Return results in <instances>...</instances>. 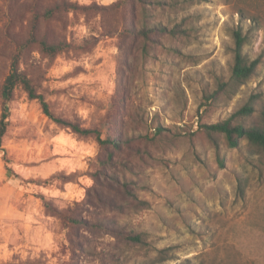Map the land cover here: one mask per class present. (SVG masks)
Listing matches in <instances>:
<instances>
[{"label": "rangeland", "instance_id": "1", "mask_svg": "<svg viewBox=\"0 0 264 264\" xmlns=\"http://www.w3.org/2000/svg\"><path fill=\"white\" fill-rule=\"evenodd\" d=\"M70 1L67 29L52 24L72 48L50 58L34 47L21 69L57 117L117 140L120 149L55 123L18 87L3 141L9 163L0 152V264H146L167 248V260L155 264H264V152L246 139L230 148L221 135L217 148L202 128L251 101L256 112L240 122L264 125V58L236 95L219 93L241 16L244 54L254 60L264 52V0L155 10V21L170 26L189 17L191 37L154 35L155 56L147 59L141 38L119 35L134 21L132 9L123 11L120 0ZM29 11L14 20L21 40ZM8 12L0 0V120L13 53L3 34ZM115 27L119 34L107 36ZM61 212L88 224L65 230ZM131 234L144 242H128Z\"/></svg>", "mask_w": 264, "mask_h": 264}, {"label": "trees", "instance_id": "2", "mask_svg": "<svg viewBox=\"0 0 264 264\" xmlns=\"http://www.w3.org/2000/svg\"><path fill=\"white\" fill-rule=\"evenodd\" d=\"M9 6L8 22L4 25L3 34L4 38L9 44L13 46V53L10 58L9 73L4 79L1 87V99H2V117L0 120V152L3 154V158L6 163H9L7 152L3 148V141L7 134L9 127L10 110L9 105L14 100L15 91L18 87H21L23 91L28 95L29 99L37 100L42 106L44 113L55 123L70 128L74 133L82 137L94 136L96 141L101 147L111 146L115 150L120 149V145L115 139H102L101 133L97 130L86 128L75 122L61 119L57 117L50 108L49 103L46 101L43 94L39 93L38 88L32 78L27 74L25 70L21 69V65L24 62L25 56L34 48L37 47L39 51L53 58L60 53L68 52L72 48V44L68 43L66 38L63 39L55 32V27L52 22L60 23V28L64 32L67 29L68 21L63 17L66 12H70L75 7L70 0H35L33 3L28 4L27 0H6ZM196 0H120L117 3L121 6L122 10L132 9V16L134 21L132 23H123V31L119 34L118 28L113 30L105 28L106 35H117L124 37H132L134 39H142V54L145 59L154 57L152 49L149 48V43L154 42L153 36L164 35L171 40L183 41L191 37V31L187 25L190 20L189 17H183L181 21H174V25H167L162 21H155V10H171L175 13L178 11H184L188 6L193 5ZM188 4V6L186 5ZM116 5V6H117ZM151 6L154 9L150 8ZM140 8L141 14H137V8ZM30 9L31 20L29 22L28 35L25 40L19 39L18 26L15 24L19 16H24L25 11ZM124 20V19H123ZM244 17L241 16L238 27L232 30L233 45L231 52L233 55V62L231 65V75L228 81H221L219 83V93H222L229 98L236 95L240 88L245 85L255 75L258 66L263 62L264 52L254 60H250L244 54V47L248 42V36L245 34L241 23L244 21ZM130 24V25H128ZM49 27L53 29L52 32H43V27ZM22 29V27L20 26ZM123 34V35H122ZM176 49V48H173ZM179 52V50H177ZM211 96V95H210ZM213 96V95H212ZM212 97H207L210 99ZM254 101H251L238 112L233 114L225 121L218 122L210 125H203L206 134L214 142L218 148L219 144L216 136H223L230 148H237L241 139H246L250 144L258 147L264 152V125H253L247 127L244 122L245 118L252 117L256 112ZM239 118V119H238ZM261 118L264 122V109L261 111ZM162 127H157L156 130L161 133ZM113 154L110 158L113 159ZM221 168L224 167V162L220 160ZM240 195L244 196V188L239 187ZM42 201L47 210L52 211L53 206L49 201H46L42 197ZM65 230L71 229V226H79L88 224L80 218H73L68 215L59 213ZM94 228L100 230H107L108 227L104 223H97L93 225ZM128 242L134 244L143 243V239L138 235H128L125 237ZM170 248L163 249L159 252V255L151 263H161L167 260Z\"/></svg>", "mask_w": 264, "mask_h": 264}]
</instances>
